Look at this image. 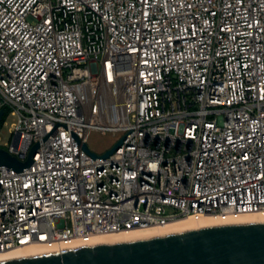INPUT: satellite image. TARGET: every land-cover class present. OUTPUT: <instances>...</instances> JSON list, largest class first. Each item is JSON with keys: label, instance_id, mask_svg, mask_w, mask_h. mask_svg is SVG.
<instances>
[{"label": "built area", "instance_id": "obj_1", "mask_svg": "<svg viewBox=\"0 0 264 264\" xmlns=\"http://www.w3.org/2000/svg\"><path fill=\"white\" fill-rule=\"evenodd\" d=\"M5 107L23 161L58 122L86 144L134 129L94 158L58 124L0 166V253L235 225L264 211V0H0Z\"/></svg>", "mask_w": 264, "mask_h": 264}, {"label": "water", "instance_id": "obj_2", "mask_svg": "<svg viewBox=\"0 0 264 264\" xmlns=\"http://www.w3.org/2000/svg\"><path fill=\"white\" fill-rule=\"evenodd\" d=\"M3 115L4 110L0 109V123ZM58 124H64L69 129L65 123L58 122L45 137L32 146L24 161L0 147V166L16 171L29 168L37 148ZM132 129L134 128L102 155L90 151L78 134L69 130L83 149L96 158L111 155ZM0 264H264V224L208 227L147 241L85 247Z\"/></svg>", "mask_w": 264, "mask_h": 264}, {"label": "bare ground", "instance_id": "obj_3", "mask_svg": "<svg viewBox=\"0 0 264 264\" xmlns=\"http://www.w3.org/2000/svg\"><path fill=\"white\" fill-rule=\"evenodd\" d=\"M243 224H264V211L245 215L238 222L235 223V225ZM212 226L218 225L214 222V219L211 217H206L201 221H195L191 218H184L176 220L161 227H151L142 230L101 234L95 237V244L97 246L117 245L122 243H133L136 241H147L154 238H162L171 235L183 234L186 232L196 231ZM68 249L74 248L70 247ZM48 253L50 252L38 246H30L23 249H11L0 253V263L11 260L42 256Z\"/></svg>", "mask_w": 264, "mask_h": 264}, {"label": "rangeland", "instance_id": "obj_4", "mask_svg": "<svg viewBox=\"0 0 264 264\" xmlns=\"http://www.w3.org/2000/svg\"><path fill=\"white\" fill-rule=\"evenodd\" d=\"M3 122L0 125V147L7 149L8 144L12 142V134L10 127L15 120L9 109L6 110L3 115ZM124 135L122 131L102 133L97 130H93L88 137V147L97 154H104L111 149Z\"/></svg>", "mask_w": 264, "mask_h": 264}, {"label": "trees", "instance_id": "obj_5", "mask_svg": "<svg viewBox=\"0 0 264 264\" xmlns=\"http://www.w3.org/2000/svg\"><path fill=\"white\" fill-rule=\"evenodd\" d=\"M8 108H4V114H5V112H6V110H7ZM4 117V116H3ZM2 122H3V118H2V120H1V123H0V125L2 124Z\"/></svg>", "mask_w": 264, "mask_h": 264}]
</instances>
